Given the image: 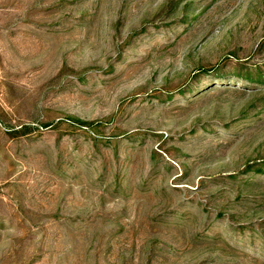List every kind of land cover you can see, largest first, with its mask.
I'll return each mask as SVG.
<instances>
[{
    "label": "rangeland",
    "instance_id": "374dc122",
    "mask_svg": "<svg viewBox=\"0 0 264 264\" xmlns=\"http://www.w3.org/2000/svg\"><path fill=\"white\" fill-rule=\"evenodd\" d=\"M0 264H264V0H0Z\"/></svg>",
    "mask_w": 264,
    "mask_h": 264
},
{
    "label": "trees",
    "instance_id": "16d2710c",
    "mask_svg": "<svg viewBox=\"0 0 264 264\" xmlns=\"http://www.w3.org/2000/svg\"><path fill=\"white\" fill-rule=\"evenodd\" d=\"M78 122H81V123H86L85 121H82V120H78ZM26 126V125H25ZM25 128H27V127H25Z\"/></svg>",
    "mask_w": 264,
    "mask_h": 264
}]
</instances>
